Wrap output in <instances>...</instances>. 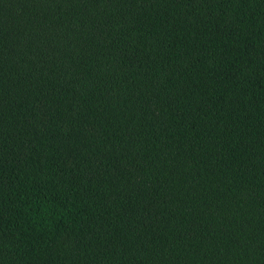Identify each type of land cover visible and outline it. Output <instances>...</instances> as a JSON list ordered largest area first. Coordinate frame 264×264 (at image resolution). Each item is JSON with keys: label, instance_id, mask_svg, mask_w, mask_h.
I'll return each mask as SVG.
<instances>
[{"label": "trees", "instance_id": "16d2710c", "mask_svg": "<svg viewBox=\"0 0 264 264\" xmlns=\"http://www.w3.org/2000/svg\"><path fill=\"white\" fill-rule=\"evenodd\" d=\"M0 264H264V0H0Z\"/></svg>", "mask_w": 264, "mask_h": 264}]
</instances>
